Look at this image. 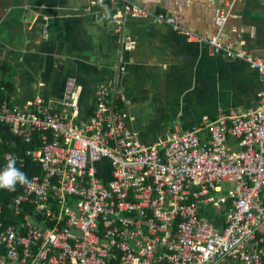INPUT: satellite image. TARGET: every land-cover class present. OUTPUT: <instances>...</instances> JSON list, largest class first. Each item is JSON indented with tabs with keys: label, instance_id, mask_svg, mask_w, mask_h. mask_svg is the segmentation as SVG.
Listing matches in <instances>:
<instances>
[{
	"label": "built area",
	"instance_id": "built-area-1",
	"mask_svg": "<svg viewBox=\"0 0 264 264\" xmlns=\"http://www.w3.org/2000/svg\"><path fill=\"white\" fill-rule=\"evenodd\" d=\"M104 1L197 37L178 15L132 0L92 3ZM209 43L264 80L262 58L217 36ZM77 96L70 79L63 104L73 116ZM109 98L107 87L98 90L94 115L80 122L41 98L0 104V125L33 144L25 154L41 168L20 190L0 189V264H264V89L257 108L222 112L153 143ZM5 144L0 133V149ZM13 156L17 168L27 164L6 149L0 168ZM3 191L16 192L7 207Z\"/></svg>",
	"mask_w": 264,
	"mask_h": 264
},
{
	"label": "crops",
	"instance_id": "crops-1",
	"mask_svg": "<svg viewBox=\"0 0 264 264\" xmlns=\"http://www.w3.org/2000/svg\"><path fill=\"white\" fill-rule=\"evenodd\" d=\"M92 1L0 0V94L9 103L24 107L41 98L63 118L88 121L98 90L107 87L144 143L175 129L193 131L222 112L258 107L264 89L258 70L215 53L209 39L264 60V0H132L178 15L195 38L126 16L121 4ZM70 79L78 94L74 116L63 104Z\"/></svg>",
	"mask_w": 264,
	"mask_h": 264
},
{
	"label": "trees",
	"instance_id": "trees-1",
	"mask_svg": "<svg viewBox=\"0 0 264 264\" xmlns=\"http://www.w3.org/2000/svg\"><path fill=\"white\" fill-rule=\"evenodd\" d=\"M6 86H7V88H11V85L9 82H6ZM7 99H9L8 96H6L5 94H0V104L4 101L9 102V100H7ZM0 133L4 137L5 143H8V144L1 146L2 148L0 149V153L2 154L6 149L14 151V152L23 153L24 156L28 157V158H26V160H28V161L24 167L19 168V169H21L26 174L28 179H29V177H31L34 174H40L41 173L40 166L37 163H34L32 160H30L29 158H31V157L29 155L25 154L27 149L33 147V144H31V143L28 144V142H25L21 137L14 135L9 130V127L5 126V125H0ZM37 134L38 133H36V135ZM22 186L23 185H21V184H17V187L19 190L22 188ZM3 193H4V195H6V199H5L6 203L4 202V206L7 207L9 200L13 197V195L16 194V192L9 193V192L3 191Z\"/></svg>",
	"mask_w": 264,
	"mask_h": 264
},
{
	"label": "clouds",
	"instance_id": "clouds-1",
	"mask_svg": "<svg viewBox=\"0 0 264 264\" xmlns=\"http://www.w3.org/2000/svg\"><path fill=\"white\" fill-rule=\"evenodd\" d=\"M29 183L26 174L16 167V158L8 159L6 164L0 168V189L15 191L17 184Z\"/></svg>",
	"mask_w": 264,
	"mask_h": 264
}]
</instances>
